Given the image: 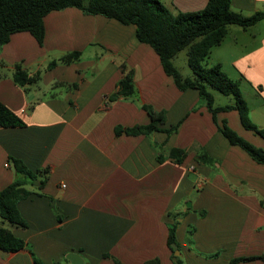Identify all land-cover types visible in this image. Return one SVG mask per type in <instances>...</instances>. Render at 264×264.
<instances>
[{"label": "crops", "instance_id": "crops-1", "mask_svg": "<svg viewBox=\"0 0 264 264\" xmlns=\"http://www.w3.org/2000/svg\"><path fill=\"white\" fill-rule=\"evenodd\" d=\"M164 1L183 12L207 2ZM231 9L248 16L263 11L264 0H231ZM42 21L41 44L19 31L0 45V102L23 121L0 126V188L16 177L26 180L16 176L13 158L37 175L36 183L23 185L28 194L17 203L26 227L11 226L25 247L0 250V264H34L31 253L44 264H71L68 252L78 253L82 264H144L152 258L174 264L166 240L175 221L183 264H227L264 254V164L230 144L217 124L263 151L264 139L241 125L235 109L216 111L214 121L196 89L175 86L155 51L136 38L133 24L76 7L52 10ZM226 39L230 53L213 56V47ZM72 51L80 52L77 60L59 62ZM208 57L209 65L220 64L240 83L251 122L264 129V19L246 28L228 25ZM52 60L56 64L47 68ZM15 64L38 75L17 85ZM121 64L131 71L135 93L109 99L123 75ZM242 85L254 89V103ZM209 91L214 106L233 103L230 95L217 103L220 92ZM141 104L164 110L162 127L178 124L176 131L126 134L122 129L149 122ZM194 144L213 163L197 162L193 150L180 163L169 157L170 148Z\"/></svg>", "mask_w": 264, "mask_h": 264}, {"label": "trees", "instance_id": "trees-1", "mask_svg": "<svg viewBox=\"0 0 264 264\" xmlns=\"http://www.w3.org/2000/svg\"><path fill=\"white\" fill-rule=\"evenodd\" d=\"M66 7H76L85 14H100L113 18L121 24H133L136 38L155 51L164 72L173 78L175 86L181 91L188 88L196 89L199 98L212 113L214 121L216 111L235 109L241 125L264 139V129L258 128L249 119L248 105L241 94L238 82L230 79L220 64L209 66L203 64L209 55L210 48L217 45L226 35L228 25L235 24L246 28L264 19V10L244 16L231 9V0H207L203 8L185 12L170 9L160 0H0V45L6 43L11 34L19 31L29 32L41 44L43 16L52 10ZM185 48L186 61L192 76H183L172 62L176 54ZM79 56V51L68 52L59 58V62L69 63L77 60ZM55 64L56 60H52L47 64V68ZM120 67L123 75L119 79L117 91L111 94L109 99H114L118 95L124 97L135 93L131 71L126 69L124 64ZM37 75L29 76L19 64H15L12 78L17 85L21 86L32 82ZM58 83L61 84V82ZM68 85L76 86L75 83ZM209 88L223 95H231L233 103L214 106L213 95ZM141 107L147 112L149 122L122 129L126 134L147 135L153 131H163L166 135H170L176 131L178 124L168 128L162 127L165 121L164 110H156L147 104H141ZM21 125H23L21 118L0 102V126ZM217 129L230 144L239 146L251 159L264 164L262 148L239 136L225 123L217 124ZM115 130L116 133L120 131L118 128ZM188 150L195 152L197 162L213 163V159L196 144L188 149L172 147L168 154L173 161L180 163ZM157 159L160 160L161 157L157 156ZM11 161L16 176L24 175L26 180L16 177L11 183L0 188V250L6 252H14L25 247V241L13 234L11 226L26 227V222L17 209V203L28 194V190L23 188V185L32 183L37 178L36 173L28 171L21 161L14 158ZM44 180L45 178L39 180V186L44 183ZM175 230L176 221L168 227L166 243L173 263L183 264L180 256L174 254V250L179 249ZM31 255L34 264H44L33 253ZM254 259L264 261V254L234 257L227 264ZM114 262L122 264L116 259ZM144 264H159V260L152 258Z\"/></svg>", "mask_w": 264, "mask_h": 264}, {"label": "rangeland", "instance_id": "rangeland-1", "mask_svg": "<svg viewBox=\"0 0 264 264\" xmlns=\"http://www.w3.org/2000/svg\"><path fill=\"white\" fill-rule=\"evenodd\" d=\"M164 4H165V6H167L168 8H170V9H174V10H176V8H174L168 1L167 2H165L164 0L162 1ZM228 40L229 39H226V41H225V43H223V45H221L219 48L218 47H213V56L215 55V54H219V55H223L224 54V51L226 52V53H230V50H229V48L227 47V43H228ZM212 58V57H211ZM173 64L175 65V67L178 69V71L183 75V76H192V71H191V69L189 68V66L187 65V61H186V48L185 49H182L181 51H179L177 54H176V56L174 57V59H173ZM211 62V59L209 58V57H207L204 61H203V64L204 65H209V63ZM235 81V80H234ZM240 84V83H239ZM246 88V90H244ZM242 89L245 91V97H246V99L250 102V103H254L256 100H257V97H256V93H255V91H254V89H250L249 87H244L243 85H242ZM216 92V91H215ZM215 95H216V98H217V100H216V102L217 103H219V101H221V102H227L228 101V98L229 97H224L225 95H220V93L218 94L217 92L215 93ZM230 97H231V95H230ZM254 117L255 118H259L260 117V114L257 112V113H254ZM249 119H250V116H249ZM250 121H252V119L250 120ZM259 128V127H258ZM261 129H263V128H261ZM36 179L35 180H33L32 182H33V184L34 183H36ZM189 202V200L188 201H186L185 202V205L187 206V203ZM186 241H188L189 242V240H186ZM191 241V240H190ZM178 255V254H177ZM181 258V257H180Z\"/></svg>", "mask_w": 264, "mask_h": 264}, {"label": "water", "instance_id": "water-1", "mask_svg": "<svg viewBox=\"0 0 264 264\" xmlns=\"http://www.w3.org/2000/svg\"><path fill=\"white\" fill-rule=\"evenodd\" d=\"M188 205H190L189 202L187 203V206ZM174 254L175 255L179 254V250L178 249L174 250ZM65 257L69 260L71 264H82L83 263L81 256L76 252H68L65 254Z\"/></svg>", "mask_w": 264, "mask_h": 264}, {"label": "built area", "instance_id": "built-area-1", "mask_svg": "<svg viewBox=\"0 0 264 264\" xmlns=\"http://www.w3.org/2000/svg\"><path fill=\"white\" fill-rule=\"evenodd\" d=\"M6 165V164H5Z\"/></svg>", "mask_w": 264, "mask_h": 264}]
</instances>
